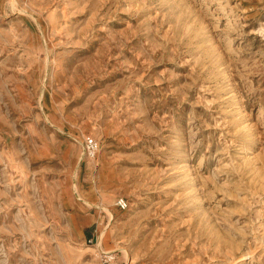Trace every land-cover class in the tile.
Wrapping results in <instances>:
<instances>
[{"label": "rangeland", "instance_id": "obj_1", "mask_svg": "<svg viewBox=\"0 0 264 264\" xmlns=\"http://www.w3.org/2000/svg\"><path fill=\"white\" fill-rule=\"evenodd\" d=\"M0 264H264V0H0Z\"/></svg>", "mask_w": 264, "mask_h": 264}, {"label": "built area", "instance_id": "obj_2", "mask_svg": "<svg viewBox=\"0 0 264 264\" xmlns=\"http://www.w3.org/2000/svg\"><path fill=\"white\" fill-rule=\"evenodd\" d=\"M99 143L98 141L91 136H86L83 143V152L87 158H94L98 152ZM117 206L121 209L127 208V201L124 198H118L116 200ZM91 239H89V242Z\"/></svg>", "mask_w": 264, "mask_h": 264}, {"label": "bare ground", "instance_id": "obj_3", "mask_svg": "<svg viewBox=\"0 0 264 264\" xmlns=\"http://www.w3.org/2000/svg\"><path fill=\"white\" fill-rule=\"evenodd\" d=\"M110 212V211H109Z\"/></svg>", "mask_w": 264, "mask_h": 264}]
</instances>
